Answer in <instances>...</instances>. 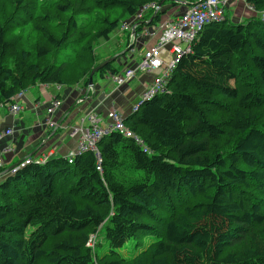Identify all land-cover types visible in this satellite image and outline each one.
I'll return each mask as SVG.
<instances>
[{
    "label": "trees",
    "instance_id": "obj_1",
    "mask_svg": "<svg viewBox=\"0 0 264 264\" xmlns=\"http://www.w3.org/2000/svg\"><path fill=\"white\" fill-rule=\"evenodd\" d=\"M29 1L55 12L41 16L48 26L64 28L29 48L0 24V104L36 83L87 85L108 59L94 54L92 35L108 40L161 0ZM245 2L264 9V0ZM153 12L136 34L158 24L159 10L144 24ZM116 60L93 79L117 73ZM123 121L140 143L110 132L96 144L99 159L84 151L71 163L38 162L33 154L13 173L1 169L0 264H264V20L232 23L225 14L206 24L164 90ZM158 209L168 214L156 229ZM88 229H99L104 245L87 246Z\"/></svg>",
    "mask_w": 264,
    "mask_h": 264
},
{
    "label": "built area",
    "instance_id": "obj_2",
    "mask_svg": "<svg viewBox=\"0 0 264 264\" xmlns=\"http://www.w3.org/2000/svg\"><path fill=\"white\" fill-rule=\"evenodd\" d=\"M229 1L230 0H198L195 4L189 6L179 17L175 19L170 17L167 20H160L156 26L151 27L159 34L157 43L154 46L146 48L140 59L134 61V64L131 66H125L117 73L107 74L105 76V78L117 86L127 84L139 72H149L156 76L154 81L146 86L141 100L133 107V111L137 109L141 101L149 99L155 93L164 90L167 78L179 56L189 51L191 43L197 38L199 32L206 24L224 19L225 7ZM231 1L245 2V0ZM145 8L156 10L158 5L151 3L143 7V9ZM256 13V16L261 20H264V9L259 12L257 11ZM138 14L139 13L135 14V17H140ZM140 22L141 20L137 18L133 24L123 23L120 26V30H134ZM128 32H131V30H128ZM132 42H135V36L134 41ZM24 93L25 90H20L12 97V101L0 104V108H7L8 112L13 114V116L17 115L23 109L21 99L23 98ZM60 105L61 101L59 98L51 99L47 108V113L52 114L58 107H60ZM106 116V123L102 125V120L97 114L94 112H88L80 119V123L77 127L72 128L69 135H78V146L76 152H69L65 156L68 163L73 161L75 154L84 151H92L99 159V152L96 144L104 135L110 132H116L125 137L134 138L139 143L141 142V140L125 125L123 121L125 115L116 108L111 107ZM46 123L52 125L49 119ZM10 133L11 130L4 132L6 136ZM13 150L12 145H6L3 148V154L11 153ZM3 154L0 155V173L1 169L5 167L2 156ZM46 156L38 157L36 161L44 162L48 157ZM30 161L31 158L24 159L21 164H15L10 169H6V171L8 173H13L19 165L27 164ZM97 168L99 169V167ZM86 245L91 247L89 240Z\"/></svg>",
    "mask_w": 264,
    "mask_h": 264
},
{
    "label": "crops",
    "instance_id": "obj_3",
    "mask_svg": "<svg viewBox=\"0 0 264 264\" xmlns=\"http://www.w3.org/2000/svg\"><path fill=\"white\" fill-rule=\"evenodd\" d=\"M197 1L198 0H179L176 2L174 1L175 2L174 6H171L172 2L167 1L166 3L167 5L163 6V8L167 11L168 7L170 6L171 9L169 12L172 15L171 18L175 19L179 17L184 11H186L189 6H191V5H188L189 3L195 4V2ZM232 2H235V3H232ZM229 3H232V4H229ZM164 4L165 2H163L162 5ZM225 8H229V11H232V18L239 22L243 21L247 17L257 15L256 13L257 11H255L252 8V6L242 1H231L230 0L226 4ZM169 18L170 17H168L166 14L161 16V20H167ZM158 36H159L158 32H156L153 28L150 27L146 30V34L142 37L143 40L141 39L137 40L136 47L138 49H136V51H140V57L146 48L154 46L157 43ZM128 54H131L133 58V54L131 53V51ZM134 61L135 60H133V62ZM119 65H122L121 69H123L127 64L124 65L120 59ZM155 78L156 76L152 73L139 72V75L135 77L134 83H131V85L129 84L130 86L126 88L125 91H123L122 95H121V92H119L118 94L111 95L112 98L111 97L108 98V99H111L109 102L108 108L102 107L103 109L98 110L99 112L100 111L105 112L104 114L100 116L105 118L107 111L111 107L116 108L123 115L128 114L129 111L133 109L132 106L135 104L134 101L136 100V98L138 97V99H140L139 94L143 92L142 90H144L148 84L152 83ZM96 85L98 86L97 83ZM41 86H38V85L34 86L31 89L32 91H30V88L26 90L23 98L21 99V102L24 105L23 108L25 107L23 113L21 112L19 115L12 116L9 114V112L0 110V155L4 153L3 148L6 145H12L14 149L13 152L2 155L4 159L5 167L9 168L15 165V163L17 164V162H20V159H23L25 156H29L36 149L35 148L36 146L39 148V152L35 154L34 156L35 160H37L38 157H41V156L44 157L46 155L48 156V157L46 156L47 158L58 157V156L65 157L69 152H76L77 150L78 135L74 134L73 136H70L67 133L68 132L67 128H68V125H70L69 119L73 118L74 114H76L77 112L80 111V109H82L81 106H83L86 103V101L85 100L82 101V99L81 100L77 99L78 95L76 91H75L76 94L75 93L72 94L71 92H69L67 93V95L61 96L64 94L63 86H57L54 84H50L49 86H51V88L49 90L53 94V96L51 94H48L52 97H48L44 104L49 105V102L51 101V99L59 98L61 101V106L57 108L51 115H48L47 112L44 111L43 107L41 106V100L39 97V93L41 94L43 92V88L47 87L48 85L41 84ZM37 87H41L40 90ZM28 92L31 93L30 96L28 95ZM103 97L104 95H97L96 91L94 92V94H90L89 97H85V99H87V104H86V106L88 107L87 110L95 109L96 111V106L100 105L99 101H102ZM77 100H80V102L81 103L83 102V103L82 104L79 103L80 104L79 106H75L74 103H76ZM125 100H126V103H125ZM125 104H128L126 108H124ZM83 110H86V108ZM43 113L46 115L45 116L46 121L49 119L51 123L54 124V126L57 125V123H60V125H58L56 128L57 130L60 128V126L62 128V127H65L67 124L65 131L62 130L61 132H57L56 130L55 134H52L51 131L53 129L50 130L51 125L50 124L45 125L46 123L44 121L45 119L40 117V114H43ZM82 114L83 113H81V115ZM34 123L36 124L34 125ZM27 127L30 128V133H32L31 129L34 130V128L37 131L36 135L31 140H27V138L32 134L26 133V135H23L21 133V130H24V131L28 130ZM7 129H12V132H13L12 136H8V135L6 136L4 134V132ZM62 133H63V136H61ZM43 141L44 143L42 144ZM54 145H58L59 147L56 148ZM24 152L26 153L25 155H23ZM56 154L57 156H55ZM4 172L0 173V179H2L1 177L3 176Z\"/></svg>",
    "mask_w": 264,
    "mask_h": 264
},
{
    "label": "rangeland",
    "instance_id": "obj_4",
    "mask_svg": "<svg viewBox=\"0 0 264 264\" xmlns=\"http://www.w3.org/2000/svg\"><path fill=\"white\" fill-rule=\"evenodd\" d=\"M19 2H22L23 4H25L26 9H27V13L21 12L20 7H17V5L19 4ZM166 3L167 2H165L164 5L160 6L159 11L162 12L161 13L162 15H165L166 14L168 17H171L172 15L169 12L170 9H171V7L169 6V4H168L169 7H168L167 11L163 8V6H166L167 5ZM232 3H235V2H232ZM232 3H229V4H232ZM149 10L150 9H147V8L143 9V7H141L139 9V11L137 12V13H139L138 15L140 17H138V16L135 17V15H134V16H132V17L124 20L123 23L133 24L137 18L139 20H142L143 17L146 16V14L149 12ZM109 14H110V16H115L116 15L113 11L112 12H109ZM225 14L229 18L230 22H232V23L237 22V21H235L232 18V11H229V8H225ZM43 15L55 16L56 14H55V12L53 10H44L42 8L40 9L39 4L37 2H35V1H29V0H0V24L3 23L4 26H6L9 30H11V33H9V35L7 36V39L9 41H13V42L14 41H17L19 39L21 41H28L29 48H33L34 44H36L38 42H42L43 39H44V36L46 35V33H50V34H54V35L59 36L62 33V31H63V28H64L63 26H59V27L48 26L47 20L46 19H43L41 17ZM91 26L93 27V23H91ZM40 28H43L45 31H40L39 32V29ZM146 29L147 28L144 27V28L141 29V31H140L139 34H136L135 33L134 35L131 33L133 29H128V30H131V32H129L130 35H129L128 40H126V33L127 32H125L123 30H120V28H119V30H116L115 32H113L112 34H110V37H109L108 40L101 39V38H97L94 35H92V38H90L91 39L90 42H92L91 45H92L94 54L98 56V59L100 61L103 60V59H105V58H110V57H112V56L120 53L122 50H124L126 48L125 45H129L132 41H134V36H135L134 48H132L133 50L132 49L129 50V52L131 51V53L133 54V58H132L131 54L125 55L124 57L121 56V58H120L121 59V62L124 65L127 64L126 66H131L132 64H134L133 60L137 61V60L140 59V51H136V49H138L136 47L137 46V40L138 39L143 40L142 37L146 34ZM131 34H132L133 40L131 38ZM165 57H167V56H165ZM120 59L118 58L116 60V64L119 67H122V65H119ZM12 60L9 61L10 64H12ZM143 73H145V72H143ZM71 74H73V73L71 72ZM140 74H142V73H140ZM138 75H139V73L136 74L135 77H137ZM135 77L131 81H129L127 84L122 85V86H117V85L111 83L105 77H97L95 75H94V79H93V88L88 89L87 85L85 83H83L82 80L80 82H78V83L72 81L71 83H68L65 86H63V88H64V91H63L64 94L61 95V96H65L69 92H71L73 94L76 91V93L78 95V98L77 99H80V100L82 99V101L83 100L86 101V103L83 106H81L82 109H80L79 112H77L76 114H74L73 118H70L69 119L70 125H68V128H67L68 129V132L67 133L69 134L70 131L72 130V128L77 127V125L80 123V119L83 118L88 112H94L95 114H97V116L99 118H101V120H102L101 124L104 125L106 123V117H107L106 115H107V113H106L105 118H104V117H102L100 115L104 114L105 112H103V111H100L99 112L98 110L103 109L102 107L108 108L109 102L111 100V99H108V98L111 97V95H113V94H118L119 92H121V95H122L123 94V91H125V89L128 88L131 85V83H134ZM102 78H104L106 81L104 79H102ZM96 83L98 84V86L96 85ZM36 85L41 86L40 83H36L33 86H30L29 87L30 88V91H32L31 89L34 86H36ZM41 87H43V86H41ZM41 87H37V88L40 90ZM29 88H27L25 90H28ZM50 88H51V86L48 85L47 87H44L43 88V92L41 94L39 93V97H40V100H41V106L43 107L44 111H46V112H47V108H48L49 105L48 104L45 105L44 103L46 102V99L48 97H52L53 96V94L49 90ZM144 90H142V91L144 92ZM95 91H96L97 95H104V97L102 98L103 100L102 101H99L100 102V105H97L96 106V111H98L99 114H98V112L95 111V109L87 110L88 107L86 106L87 99H85V97H89L90 94H94ZM143 92H141L139 94V98L140 99H138V97H137L136 100L134 101V103L136 105L141 100L142 95H143ZM48 94H51L52 96H50ZM28 95L30 96L31 93L28 92ZM80 100H77L76 103H74L75 106H79L80 104L83 103V102L81 103ZM125 103H126V100H125ZM21 104H22V102H21ZM127 105L128 104H125L124 108H126ZM23 106L24 105L22 104V108H23ZM133 106H132V108H133ZM85 108H86L87 111L86 110H83ZM24 109H25V107L17 115H19L21 112L23 113L24 112ZM0 110H4V111L8 112L7 108H0ZM132 112H133V110L131 109L129 111V113H132ZM81 113H83V114L81 115ZM129 113L126 114L125 116L129 115ZM9 114L13 116V114H11V113H9ZM48 115H51V114H48ZM45 116L46 115L44 113L43 114H40V117L43 118V119L46 118ZM77 120H78V122H77ZM44 121L46 122V119ZM35 124L36 123H34V125ZM45 125H48V124L45 123ZM55 126H54V124H52L50 130L54 129ZM66 126H67V124H66ZM66 126L65 127H62V128L60 126V128L58 130L56 129L57 132H61L62 130L65 131ZM27 129L28 130H26V131L21 130V133L23 135H26V133L27 134H32V135H30L27 138V140H31L36 135L37 131L34 128V130L31 129L32 130V133H30V128L27 127ZM8 130H11V133L8 134V136H12V133H13L12 132V129H7L6 131H8ZM61 136H63V133L61 134ZM54 146L56 148L59 147L58 145H54ZM35 148L36 149L30 155H33V154L35 155L36 153L39 152V148L37 146ZM25 154L26 153L24 152L23 155H25ZM55 156H57V154ZM26 157L27 156H25L23 159H20V162H23V160ZM155 214L157 215V218L158 219H157V222L156 223H153V225L157 229V228H160V225L159 224L161 223V220H163V219H165L167 217L168 212L166 210H164V209H158V210L155 211ZM88 231L90 232L88 234V236H89L88 240H89L90 246L92 248H94V246L96 244L97 245H101V244L104 245L105 241L103 239V236H102L101 232H99V229L97 231H93V232H91L92 231L91 229H88ZM63 236H65V235H62V237ZM55 240H57L56 237L55 238H51L48 241V243H47V245L45 247V250H50L52 248L53 242ZM140 240L142 241L143 238H141ZM141 241H139V242H141ZM97 250L100 251V248L97 247ZM119 252L124 257H128V256H130L132 254V247H131V249L128 247L127 250L120 249ZM42 260H44V259H42ZM42 260L39 261L36 264H48L47 261H42Z\"/></svg>",
    "mask_w": 264,
    "mask_h": 264
},
{
    "label": "water",
    "instance_id": "obj_5",
    "mask_svg": "<svg viewBox=\"0 0 264 264\" xmlns=\"http://www.w3.org/2000/svg\"><path fill=\"white\" fill-rule=\"evenodd\" d=\"M166 1H168V2L175 1V2H176V1H179V0H161V1L158 3V8L153 12L151 18H150L148 21H146V22L144 23L145 25H148V24H149V22H150V21L153 19V17L156 15V13H157V11L159 10V8H160V6L162 5V3H163V2H166ZM185 3H187V2H185ZM192 4H194V3H191V4L189 3L188 5H192ZM132 34H133V35L135 34V31H134V30H132ZM133 47H134V42H131V43H130L129 45H127V47H126L124 50H122L120 53H118V54H116V55H114V56H112V57H110V58L104 60V61L101 62L99 65H97L96 67H94V68L91 70V72H90V74H89V76H88V84H87L88 89L93 88V74H94V73H96L101 67H103L105 64L109 63L110 61H114V60L120 58V57L123 56L126 52H128L129 50H131ZM58 125H60V123H57V125H56V126L54 127V129L51 131L52 134L55 133L56 128H57ZM43 143H44V141L42 142V144H43ZM11 167H12V166H11ZM11 167H9L8 169H10Z\"/></svg>",
    "mask_w": 264,
    "mask_h": 264
}]
</instances>
